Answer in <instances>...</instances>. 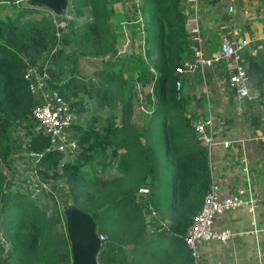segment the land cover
<instances>
[{
  "label": "trees",
  "instance_id": "1",
  "mask_svg": "<svg viewBox=\"0 0 264 264\" xmlns=\"http://www.w3.org/2000/svg\"><path fill=\"white\" fill-rule=\"evenodd\" d=\"M23 1L0 0V264L72 263L55 192L37 188L46 199L38 204L29 185L6 186L2 168L16 171L11 130L20 128L26 133L19 139L21 152L39 159L32 166L35 177L64 182L67 201L90 214L105 236L99 264H197L185 233L212 182L209 150L187 114L191 98L175 85L176 68L191 55V13L181 0H141L144 53L120 58L121 17L115 27L111 22L120 14L114 0H70L74 18L59 37L53 14L36 18L39 8ZM137 26L131 25L132 37ZM240 54L256 100L264 99V55ZM102 57L107 59L93 72L96 83L85 82L80 58ZM29 66L47 67L49 86L75 114L92 106L90 119L70 127L77 149L69 159L48 150L49 138L35 129L32 110L39 100L24 78ZM139 104L143 110L135 118ZM102 111L104 116L95 115ZM163 153L170 160L171 187L165 186L166 173L161 177L168 167Z\"/></svg>",
  "mask_w": 264,
  "mask_h": 264
},
{
  "label": "crops",
  "instance_id": "2",
  "mask_svg": "<svg viewBox=\"0 0 264 264\" xmlns=\"http://www.w3.org/2000/svg\"><path fill=\"white\" fill-rule=\"evenodd\" d=\"M231 4L234 11L229 12ZM200 7L199 21L207 56L219 51L223 37L239 45L241 52L264 55V0H202ZM120 14H115V21ZM112 25L116 26L113 21ZM106 59L98 58L96 68ZM233 67V60L223 55L211 66L203 65L181 75L180 94L191 98L187 114L194 116L195 121L213 116L216 144L209 151L212 183L219 186L221 196L246 187L254 198L251 206L215 218L216 228L229 229L235 235L224 244L203 243L197 264H264V143L259 139L264 99L238 98L227 82ZM140 106L134 109L135 118L142 112ZM223 141L230 142L229 148L221 146Z\"/></svg>",
  "mask_w": 264,
  "mask_h": 264
},
{
  "label": "built area",
  "instance_id": "3",
  "mask_svg": "<svg viewBox=\"0 0 264 264\" xmlns=\"http://www.w3.org/2000/svg\"><path fill=\"white\" fill-rule=\"evenodd\" d=\"M201 2L202 0H181L183 11L191 13V16L187 17L186 21L187 34L191 42V55L175 70L177 76L175 81L176 88L179 89L182 86L181 75L192 73L203 65L211 66L224 55L227 58H231L234 62V67L227 78V82L235 88L238 98L256 100L258 93L249 85L250 80L242 64L243 58L240 54L239 45L232 44L228 38L223 37L219 51L209 56L205 54L203 45L206 39L202 35L199 21ZM131 5L133 13L137 14L136 16L118 10L122 12L121 19L118 21V33L120 34V42H122L123 48L117 50V56L136 54L132 53V47L129 45L127 38H136L140 42L145 41V30L143 28L145 22L141 10L142 2L138 4V0H132ZM71 6L70 3L66 14L63 16L52 13V24L56 28L55 34L57 37L60 36L61 29H64L66 23L72 19ZM228 11H234L233 4L228 6ZM129 16H131V19H128ZM134 23L138 24V26L134 30L135 37H132L131 25ZM93 60L97 59L93 58ZM46 68L40 69L38 66H29L24 71V78L29 83L31 93L35 94V98L39 100L32 110L37 122L35 129L49 138L50 148L48 150L55 149L64 155V159H69L73 157L77 149V142L69 133L76 116L62 96L49 86L51 77ZM139 108L143 110L142 106ZM193 125L201 143L210 151L216 144L213 116L208 115L198 119ZM259 139L264 143V116L261 119ZM220 143L223 148H229L230 142L223 141ZM253 201V195L248 192L246 187H238L232 195L221 196L219 186L211 182L203 198L201 209L185 233V243L190 249L192 256L196 260L199 259L200 246L203 243L217 242L224 244L229 241L235 235V232L229 229L216 228L214 226L215 218L222 213L233 211L239 207L251 206ZM98 237L101 243L105 240L104 235H98Z\"/></svg>",
  "mask_w": 264,
  "mask_h": 264
},
{
  "label": "rangeland",
  "instance_id": "4",
  "mask_svg": "<svg viewBox=\"0 0 264 264\" xmlns=\"http://www.w3.org/2000/svg\"><path fill=\"white\" fill-rule=\"evenodd\" d=\"M141 2H142L141 0H138V4H140ZM70 3L71 2H69V4ZM131 3H132V0H114L113 5L115 4V7L114 6L113 7H114V9L121 10L123 13L132 14L133 16L134 15L136 16L137 14L133 13V7H132ZM22 4H23V2H22ZM5 5H7V4H5ZM3 6L4 5L2 3H0V17H3L5 15ZM36 8H39V7H36ZM47 12L52 13V11H50V10L39 8V11L37 13H35L34 16L36 18H39L42 15L46 16V15H48ZM113 16H115V14ZM120 16H121V14H120ZM71 18H74V15H71ZM81 18H82V20L86 19L85 17H81ZM128 19H131V16H129ZM112 21L115 24V22H116L115 18H113ZM127 39H128L129 45L132 47V53H144V47H145L146 41L140 42L136 38H133V39L127 38ZM117 47H118V49L123 48L122 42H120V40H119V44L117 45ZM148 62H150V61L148 60ZM95 65H96V62H94L90 59L80 58V67L82 68V72L85 73L84 74L85 75V77H84L85 82H87L88 80H91L93 82L96 81V78L93 76V72L95 71V68H96ZM155 76L156 75L154 73L152 76V79L155 78ZM117 110L119 111L118 107H117ZM105 114H106V111H102L99 114L97 113L95 115L104 116ZM91 115H92V106L88 105L86 111L82 110V111H79L78 114L77 113L75 114L76 117H75L74 124L82 121L83 119H90ZM85 116H87V118H85ZM86 123H87V121H84L82 123V125H86ZM69 133L72 135V133H73L72 130H69ZM22 134H26L24 129H22V128H20L19 130H11V135L13 136V139H14L13 145L16 146V150H17V152H14V155H13V161L16 162V171H14L13 173H9L6 171V169L2 168L3 173L5 174V176L7 178L6 186L11 188L12 186L20 184V183H22L24 186L29 185L28 189L33 190L32 197L36 198L37 196H39L38 197V204L44 203L46 199L44 198L43 194H40L39 189H37V188H39L40 186H43L47 189L49 188V191L55 192V194L57 196V199L60 203L59 204L60 208H61V210H63V213H64L65 219L63 221V225H65L66 224L65 212L69 207H72V204L67 201V198H68V193L66 192L67 186L61 180H59V181L58 180H56V181L51 180V181L44 182V181H39L40 179L38 178L39 179L38 180L35 177L36 175L32 169V166L37 161H39V159L33 160L31 158L32 156L30 154L21 152L22 147L19 144V139H20V137H23ZM25 141H27V138H25ZM163 156H164V159L168 163V167H166L164 169L165 172L163 175H161V177L163 176L165 179V173H166L167 181L165 180V186L171 187V185H170L171 168L169 167L170 166V160L168 159V157H166L165 154ZM110 174H115V173L113 170H111ZM65 229L67 231V225H66ZM0 237H1V235H0ZM4 246H6L5 243H4Z\"/></svg>",
  "mask_w": 264,
  "mask_h": 264
},
{
  "label": "water",
  "instance_id": "5",
  "mask_svg": "<svg viewBox=\"0 0 264 264\" xmlns=\"http://www.w3.org/2000/svg\"><path fill=\"white\" fill-rule=\"evenodd\" d=\"M70 0H24V5L46 8L55 15H65ZM71 264H98L101 243L96 223L90 214L72 206L66 212Z\"/></svg>",
  "mask_w": 264,
  "mask_h": 264
},
{
  "label": "clouds",
  "instance_id": "6",
  "mask_svg": "<svg viewBox=\"0 0 264 264\" xmlns=\"http://www.w3.org/2000/svg\"><path fill=\"white\" fill-rule=\"evenodd\" d=\"M96 59H97V58H96ZM91 60H93V59H91ZM93 61H96V60H93ZM175 76H176V74H175ZM234 89H235V88H234ZM71 126H72V125H71ZM98 235H99V234H98ZM100 243H101V242H100ZM102 243H103V242H102ZM102 243H101V244H102ZM98 262H99V261H98ZM98 264H99V263H98Z\"/></svg>",
  "mask_w": 264,
  "mask_h": 264
}]
</instances>
